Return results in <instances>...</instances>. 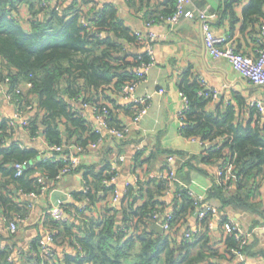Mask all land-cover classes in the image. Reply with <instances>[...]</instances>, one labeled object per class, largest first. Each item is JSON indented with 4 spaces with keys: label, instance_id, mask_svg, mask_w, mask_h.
Returning a JSON list of instances; mask_svg holds the SVG:
<instances>
[{
    "label": "trees",
    "instance_id": "1",
    "mask_svg": "<svg viewBox=\"0 0 264 264\" xmlns=\"http://www.w3.org/2000/svg\"><path fill=\"white\" fill-rule=\"evenodd\" d=\"M30 1L35 4L31 5L32 29L27 31L16 13ZM240 1L226 0L225 12ZM175 8L176 0L168 10L152 14L146 22L164 23ZM244 16L246 25L264 20V0H250ZM126 42L139 45L115 9L104 8L88 17L77 8L63 12L52 6L43 9L36 0H0V84L11 90L23 87L22 94L16 97L33 107L25 126L31 138L43 136L50 145L81 147L85 152L92 144L105 142L110 135L98 129L86 113V104L98 110L108 107L105 120L109 128H124L122 114L133 115L135 105L121 103L118 96L125 85L140 79L136 68L151 61L145 53H128ZM180 88L188 104L182 115L183 136L212 145L201 158L203 162L218 167L227 162L234 167L230 183L216 181L210 197L217 198L223 208L233 206L241 211L263 213L261 202L256 201L264 180L262 113L256 105L250 108L248 119L238 116L232 107L212 111L211 96H202V85L188 77L182 78ZM7 124L0 123V215L10 225L29 218L34 200L25 195H41L45 186L58 183L67 162L56 158L41 160L36 148L6 146L10 137ZM161 154L185 157L178 151ZM18 164L26 167L20 176ZM186 164L190 166V161ZM73 172H81L88 187L87 193L74 194L75 200L87 201L85 207L64 203L69 215L66 221L57 222L48 215L45 219L53 234V244L69 243L75 254L59 259L55 252L43 259L39 237L29 250H24L19 264H219L215 259L235 257L233 249L245 257L250 254L251 245H242L234 232L228 233L225 252H220L210 225L212 214L197 230L187 229L192 233L191 240L184 239L185 233L180 239L182 226L197 213L195 201L189 190L177 188L168 204L164 199L169 187L167 178L128 184L119 207L111 203L119 191L117 185L107 183L119 174L112 162L101 168L79 166ZM140 201L142 204L137 206ZM102 203L99 215L89 216L92 207ZM169 206L173 217L171 231L159 233L152 229L154 216L161 218ZM12 250L0 249V264H16L8 260Z\"/></svg>",
    "mask_w": 264,
    "mask_h": 264
},
{
    "label": "crops",
    "instance_id": "2",
    "mask_svg": "<svg viewBox=\"0 0 264 264\" xmlns=\"http://www.w3.org/2000/svg\"><path fill=\"white\" fill-rule=\"evenodd\" d=\"M173 2L174 0H53L52 7L60 12L72 8L82 9L88 17L104 8L115 9L118 17L134 35L136 31L145 30V22L149 16L168 10ZM249 3L250 0H241L231 11L225 12L226 0H190L186 5V12L195 10L209 15L215 14L216 18L212 21L214 33L233 40L238 51L257 58L259 51L264 48V20L246 25L244 9ZM32 4L35 3L30 1L22 4L16 13V17L27 31L32 29ZM37 8L35 6L34 11ZM39 17L43 18L44 15L40 13ZM152 30L159 38L155 46V65L150 67L145 79L137 85L135 93L139 99H146L149 106L141 123L133 128L124 141L108 137L96 149L80 153V166L101 168L117 156L124 155L125 161L120 166L116 181L117 188L123 195L128 184L159 177L168 157L161 154V151L170 150L185 154V157L181 158L175 156L178 166L175 188L186 189L204 197L206 203L213 208L210 225L217 248L221 253L225 252V239L228 236L225 221L233 219L251 235L250 254L246 256L245 263L264 264V180L259 195L256 196V201L261 202L263 213L241 211L233 206L223 208L217 198L210 197V191L217 179L218 165L210 166L201 160L211 148V144H204L200 139L187 138L181 133L182 115L188 104L181 91L180 81L183 77H188L191 81L203 85L207 92L216 93L217 97L211 96L210 110L220 108L225 111L232 107L243 119L249 118L252 106L264 103V88L243 79L228 60L215 59L209 54L204 42L202 23L197 19L185 18L177 25L157 23ZM125 49L132 54L145 53L139 45L128 42L125 43ZM0 100L1 113L5 117L12 116L13 107ZM86 113L95 121L90 107ZM129 117L130 115L122 114L124 121ZM262 117L264 119L263 114ZM18 140L25 148H36L39 156L46 150L47 142L42 136L31 138L27 132L19 131ZM187 161H190V166L186 164ZM83 184L84 177L81 172L67 175L53 184L45 196L33 199L34 206L30 209L29 222L19 223L16 234L9 231V225L0 215V249L11 248L12 252L29 250L35 239H46L51 233L45 218L47 210L53 206L52 191H64L74 201L72 205L84 208L87 201L79 202L74 198V194L81 192ZM164 199L168 204L173 200L172 196H165ZM139 204H142V201L136 205ZM116 205L120 207L121 202ZM103 207L104 203L93 206L88 212L89 216H98ZM170 210L171 206L165 214ZM77 223L80 224L78 219ZM196 226L197 219L192 214L182 226L180 239L187 229H195ZM52 245L59 259H63L66 254H75L74 247L69 243ZM215 260L219 264L241 263L229 255Z\"/></svg>",
    "mask_w": 264,
    "mask_h": 264
},
{
    "label": "built area",
    "instance_id": "3",
    "mask_svg": "<svg viewBox=\"0 0 264 264\" xmlns=\"http://www.w3.org/2000/svg\"><path fill=\"white\" fill-rule=\"evenodd\" d=\"M12 2H20L21 0H10ZM39 2V6L43 9H49L52 6L53 0H36ZM190 0H176V8L174 13L166 18L164 23L170 25H177L183 19H197L202 23L203 32H204V42L209 54L215 59H226L229 61L231 66L240 74V76L247 80L252 85L263 87L264 88V48L259 51V55L257 58L250 57L235 48V44L233 40L224 37L217 36L214 33L212 21L216 18L215 14H207L203 11H190L186 12V5ZM83 23L87 24L86 20H83ZM154 24L152 22H145V30L144 31H136L134 35L137 38L139 46L145 50V54L150 58V63H143L139 67L136 68L135 72L137 76L140 78L138 81L125 85L120 94L119 99L121 102L132 103L135 105L133 115L125 120L124 128L121 130L109 128L106 122V115L108 114V107H104L103 109L98 110L96 107L90 105H84L85 108H91L93 110V116L98 125V129L106 134L110 135V137L116 139H125L129 133L133 130V128L138 127L141 123L147 109L148 103L146 99H139L136 97V88L137 85L145 79V76L150 69L151 66L155 65V46L158 42V36L153 32ZM203 90L200 94L203 96H214L217 97L216 93H209L205 90V87L202 85ZM205 90V91H204ZM23 87L17 86L14 90L9 89L8 86H3L0 84V99L6 101L9 105H11L14 109L12 116L5 117L0 111V123L6 121L8 124L10 137L5 141L6 146H10L12 144H17L22 148L24 144L18 140L19 131H25V126L28 123V117L33 112L32 105L25 104V102H21L17 95L22 94ZM1 101V100H0ZM260 112L264 115V103H257L256 105ZM112 107V106H111ZM41 137V136H39ZM43 137V136H42ZM38 138V137H36ZM44 138V137H43ZM100 143L92 144L89 148L96 149L99 147ZM88 150V151H89ZM65 151H69L68 154H65ZM85 152L81 147H62L57 145H50L47 143L46 150L44 154L39 156L41 160H48L51 158H56L58 160H64L67 162L66 167L63 169L60 176H58V180L61 181L65 176L74 174L75 171L81 164V159L79 157L80 153ZM63 156L61 159L60 157ZM125 161V156L120 155L117 156L112 164L114 168H117L119 171L121 164ZM223 165L218 167V175L216 181H223L224 184L230 183L231 179H233V171L234 167L231 163L223 162ZM165 170L159 175L160 178L169 179V187L166 192L167 196H173L175 194V182H176V174L178 171V166L176 165V159L174 156L167 157V165ZM24 164L16 165L17 176L22 175L23 170L25 169ZM118 176L113 177L107 183H116ZM85 184V183H84ZM83 184L81 192L87 193L88 187ZM231 185V184H230ZM228 185V187L230 186ZM53 187V184L47 185L43 188L41 195L29 194L25 195L31 199H37L45 196L49 189ZM189 194L194 199V205L196 207L197 213L195 217L197 219V226L194 230H197L200 226V223L209 217L210 214L213 213V208L206 203V200L202 196L195 195L192 191H189ZM122 194L119 191H116L113 198L111 199V203L114 205L119 204L121 202ZM63 202L59 203L57 206H52L47 210V215L51 217L53 220L57 222H64L68 219V214L63 207ZM172 212H168L165 214L164 218L161 219L159 215L154 216V220L156 224H159L163 227L165 231H171V221H172ZM29 222V218L19 219L18 223L27 224ZM9 231L11 233H17L18 224L17 222H13L9 225ZM264 228V227H263ZM225 229L228 233L234 232L237 239L241 241L242 245H248L251 241V235L246 232L236 221L233 219H228L225 222ZM192 233L190 231H186L184 235L185 240H191ZM53 244V234L50 233L46 239H42L40 241L41 248V257L44 259L50 258L55 253L52 248ZM233 254H235V258L240 261V264H246V257L244 254L231 250ZM23 250L13 251L8 260L11 263L19 264L20 260L24 257Z\"/></svg>",
    "mask_w": 264,
    "mask_h": 264
},
{
    "label": "water",
    "instance_id": "4",
    "mask_svg": "<svg viewBox=\"0 0 264 264\" xmlns=\"http://www.w3.org/2000/svg\"><path fill=\"white\" fill-rule=\"evenodd\" d=\"M60 158L62 159L63 156H61ZM51 201H52L54 206H57L61 202L68 203V204L74 203V201L71 198H69V196L64 191L59 190V189H55L54 191H52ZM152 229H154L155 231H157L159 233L164 232L163 227L159 224H156V223H154L152 225Z\"/></svg>",
    "mask_w": 264,
    "mask_h": 264
}]
</instances>
